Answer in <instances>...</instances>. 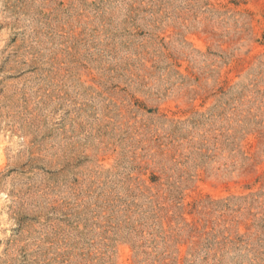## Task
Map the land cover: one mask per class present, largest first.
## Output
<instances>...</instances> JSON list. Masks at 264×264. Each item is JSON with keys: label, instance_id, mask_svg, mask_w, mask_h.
<instances>
[{"label": "rangeland", "instance_id": "obj_1", "mask_svg": "<svg viewBox=\"0 0 264 264\" xmlns=\"http://www.w3.org/2000/svg\"><path fill=\"white\" fill-rule=\"evenodd\" d=\"M0 264H264V0H0Z\"/></svg>", "mask_w": 264, "mask_h": 264}]
</instances>
